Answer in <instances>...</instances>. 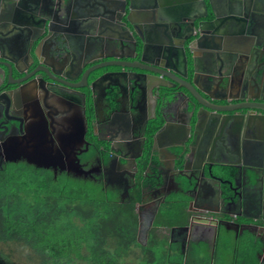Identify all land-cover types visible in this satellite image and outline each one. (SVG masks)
<instances>
[{"label": "flooded vegetation", "instance_id": "af4514ba", "mask_svg": "<svg viewBox=\"0 0 264 264\" xmlns=\"http://www.w3.org/2000/svg\"><path fill=\"white\" fill-rule=\"evenodd\" d=\"M126 1L0 0V168L28 163L23 158L6 161V150L15 141L25 144L29 131L44 123L54 147L66 155L71 153L70 159H77L89 173L82 178L112 192L120 203H130L139 190L141 201L135 206L138 240L147 239L161 208L181 191V182L192 187L197 183L198 191L192 193L191 187L186 194L193 196L187 207L193 215L188 224L158 227L156 231L163 236L170 231L169 241L179 243L183 251L193 243H205L213 249L216 237L211 230L216 228L217 235L219 227H224L220 222H229L228 227L236 228L231 230L236 237L247 232L258 243L257 264H264V111L255 110L246 117L243 110V118L233 115L236 111L221 116L204 110L194 135L195 113L191 111L201 106L188 90L170 81L167 87L147 89V78L153 76L147 71L150 67L140 63V39L151 43L152 20L141 23L133 11L128 21ZM152 1L153 6H159V1ZM195 1L196 14L190 12L177 26L168 23L167 28L156 29L166 44L159 49L163 53L160 62L167 63L165 57L171 51L185 50L186 66L183 63L177 68L212 105L234 108L243 104L241 98L263 104L264 37L254 43L256 38L249 33L254 30L255 16L264 15V0H257L261 10L257 8L254 17L248 16L251 9L245 8L247 14L233 13L234 19L226 17L225 21L221 17L216 25L217 14L210 20L206 9L210 0ZM145 3L149 7L150 2ZM131 4L134 8L135 0ZM244 16L246 21L236 29L247 34L234 38L238 50L229 43L228 50H220V35ZM202 21L213 23L203 24L204 30L194 28L193 23L197 26ZM208 26L217 31L210 34ZM199 36L204 42L197 40ZM209 36L210 44H205ZM205 46L209 48L205 50ZM152 52L147 50L150 60ZM238 59L250 68L245 75L241 76L235 63ZM203 65L210 73L208 80L200 77L198 69ZM225 69L233 73L234 83L245 76L247 85L242 84L239 92L218 88ZM79 113L85 130L83 139L75 140L71 135ZM158 119L164 122L150 141L148 135ZM174 122L180 130L185 128L182 139L174 138ZM183 143L185 150L178 155L176 148ZM241 145L248 153L245 162L225 157L234 156ZM59 172L66 171L58 169L55 175ZM212 182L227 185L228 190L215 191L208 187ZM258 184L260 190L256 189ZM125 190L128 196L123 198ZM229 197L239 203L226 205ZM190 221L193 226H189ZM213 221H218L217 226ZM206 225L209 232L202 231Z\"/></svg>", "mask_w": 264, "mask_h": 264}, {"label": "trees", "instance_id": "16d2710c", "mask_svg": "<svg viewBox=\"0 0 264 264\" xmlns=\"http://www.w3.org/2000/svg\"><path fill=\"white\" fill-rule=\"evenodd\" d=\"M187 53L191 61L188 49ZM163 122H153L150 141ZM181 184L141 244L135 213L139 190L130 203H120L112 192L88 179L66 172L55 175L26 162L9 163L0 168V243H21L33 252L34 264H257L260 246L247 232L236 237L219 227L213 249L193 243L183 251L179 243L156 231L188 224L186 194L192 186ZM0 264L17 263L0 251Z\"/></svg>", "mask_w": 264, "mask_h": 264}, {"label": "water", "instance_id": "95a60500", "mask_svg": "<svg viewBox=\"0 0 264 264\" xmlns=\"http://www.w3.org/2000/svg\"><path fill=\"white\" fill-rule=\"evenodd\" d=\"M131 1L132 0H128V2L126 1V7L128 9V16H127L128 21L130 19L129 16H131V14L133 13V9H134L132 7ZM158 1H159V6L156 7V6H153L152 0H148V2H150L149 8H151L149 10L152 11V15H153V16H151L152 19H150V22L152 20V24H151L152 29L150 30V38L151 39H149V40H151V43L149 44L143 38L140 39L141 43H142L140 63L144 64L145 66L150 67L149 69H147V71L150 72L153 76V77L147 78V82H149V84L147 83L148 84L147 89H151V86H153L154 88L165 87V86L167 87L166 83H168L170 81V82L175 83L174 85L178 84L179 86L184 87L186 90H188V92L191 93V95H193L195 97L198 104L201 106L200 109L196 110V108L194 107L191 111V113H195L194 114V120L192 121L193 125L191 126L189 124V126H191V129H193V130L194 129L196 130L197 127L200 126L201 123H199L198 121L200 118L203 117L202 111H204V110L208 111L209 113H212V115H219L220 114L221 116L223 114H231L232 112L236 111L237 113H234L233 115L240 114L243 118H244V114H242L243 110L246 111V113H245L246 117L250 113L255 112V110L264 111V103L261 105H257L255 103H249L246 100V98H241L243 104L236 106L234 108L217 107L215 105H212L210 103V101H208L206 98H204L202 96V94L200 93L201 89H199L195 84H191V83L187 82L186 76L183 75L180 68H177L178 65L179 66H184V65L186 66L185 50H182V51L179 50V51H177L176 54H174L173 51L170 50L171 53H170L169 57H168V55L165 57V61H167V63L160 62V56L163 53L159 52V49L161 48V46H162L161 49L165 48L166 44L161 39V37H160V35L156 29H158L159 26H163V27L167 28L168 23H175L177 26V24H180L181 22H183V20H186V16L189 15V13L191 12L192 9H194L195 7L197 8L198 4L195 2V0H192V2H194V3H192L193 5H191V3H189L188 5L182 4V2L179 0H154L155 3H158ZM187 1H191V0H187ZM224 1L227 2V7L229 8V11H228L229 16H225L223 18L224 21H225L226 17L234 19V16H233L234 8L236 9V13H239V12H242V10H244L245 8H250L252 11V10H254L255 7H257L259 5V2H257V0H224ZM170 2L174 3L173 6L169 5ZM126 7H125V9H126ZM256 12H258V11L255 8L254 13H256ZM246 18L247 17H245V19L241 18V20L236 19V21L231 23L230 28L225 30L226 33H223L222 35H220V37L217 41V43L219 44L218 48L220 50L221 49L222 50H228L229 49L228 43L230 44V41H232V40H231V37L228 39L229 36L227 37V35L230 33L238 32V29H236L237 26L239 25V23L241 21H243V22L246 21ZM202 22L203 23H200L197 26L195 23H193L194 28L199 27V29H201L204 27V26H202L203 24H205V26H207L206 23L212 25L211 23H213V22H214V25H216L217 23H220L221 20L217 16L213 22H211V21H202ZM210 27H212V26L207 27V31L210 34H213L214 32L217 31L216 28H214V27L210 28ZM132 28L138 35L137 28L134 25H132ZM126 29L130 32L129 28H126ZM205 29H206V27H205ZM203 30H204V28H203ZM130 34H131V32H130ZM202 37L203 36H199L197 38V40L199 42H204V40H202ZM209 38H210V36L207 38V40H206L207 43H205V44H210L208 42ZM233 40H235V39L233 38ZM232 43H234V42H232ZM121 44L123 45V43H121ZM235 44H236V41H235ZM183 46H185L184 42L181 43V47H183ZM147 50H151V51L154 50V52H152L153 58H151V60L149 59L150 56L147 54ZM183 57H184V60L182 61ZM183 63H184V65H183ZM145 70H146V68H145ZM247 72H248V70H247ZM229 81H231V79H229V78L224 79L223 78L222 80H220L217 87L222 88L225 91H228L230 89V87L233 85L232 84L233 82L232 81L229 82ZM152 90L153 89H151V91ZM209 99H211V98L209 97ZM78 115H79L78 116L79 118L77 121H75L77 123H75V126H74V132L75 133L71 135V138H73L75 140H77L79 138L83 139L84 130H85L84 129V123H83L82 117L80 116V113ZM166 125H168V124H165L163 126L164 130L165 129L167 130ZM174 128H175V129H173L174 138H176L178 140L182 139L183 138V132H184L185 128L181 129V130L179 129V126L174 127ZM238 129H240V128L238 127ZM195 130L192 131V133L194 135H197V132ZM46 132L47 131L45 130V126L43 123L39 127H36V129L33 128V130L29 131V135H27V137L25 139V144L18 143V141L11 143L9 145L8 149L6 150V153H7L6 161L16 162L17 160H20L21 158H23L29 164H32L37 168L52 169L54 171V174L56 173V171L58 169H60V171H66L68 173H72L76 177H82V176L86 177L87 174H89V173L81 168L79 163H77V161H76L77 159L73 158L71 160L70 159L71 153H70V155L69 154L66 155L62 150L55 148L52 138ZM188 132H190V131H188ZM240 133H241V131H240ZM186 141H188V139ZM179 146L183 149V147L185 146V143L180 144ZM184 150L185 149H183V151ZM191 151H192V149H191ZM239 151L240 152L237 151V155L242 156L243 159L241 158V160H243L245 162L246 158H248V155H246L247 154L246 152H245L246 154L244 153L243 146H242V150L239 147ZM217 181H219V180H217ZM197 187H198V184L196 183L195 186L192 187V190H191L192 193L198 191V190H196ZM192 193L190 194V197H193ZM236 195L238 197L240 196L238 193ZM122 196H123V198L128 196L127 190H125V193ZM227 201L228 202L226 203V205H235V204L239 203V201L236 202L233 198H230V197L227 198ZM189 206H190V204H189ZM213 222H215L216 226H217L218 221H213ZM220 223L226 229L236 230V228L228 227L229 222L221 221ZM189 226H193L192 221H190ZM202 231L203 232L204 231L209 232L210 228L206 227ZM211 232H212V235H214L213 238H215L216 237V228L211 230ZM214 240L212 241V245H214V242H215Z\"/></svg>", "mask_w": 264, "mask_h": 264}, {"label": "crops", "instance_id": "0c3cea01", "mask_svg": "<svg viewBox=\"0 0 264 264\" xmlns=\"http://www.w3.org/2000/svg\"><path fill=\"white\" fill-rule=\"evenodd\" d=\"M208 1V0H207ZM145 2H148L147 0H135V4L136 5H134V9H133V11H135L136 12V14H137V16H138V18H139V20H140V22L141 23H145V22H150V19H152L151 18V10H149V7L146 5V3ZM196 3H197V1H195ZM189 3H191V5H193L192 3H194V2H192V0L191 1H187V0H183L182 1V4H189ZM207 10L209 11V14H211V16H210V20L211 19H214L215 18V16H216V14H217V16L219 17V18H221V17H225V16H227L229 13H228V11H229V8L227 7V2H225L224 0H211V2L210 1H208L207 2ZM198 8V7H197ZM197 8L195 7L194 9H192L191 10V12H193V14H196V12H197ZM256 9L258 8L259 10H261L260 8H259V5L257 6V7H255ZM255 8H254V10H255ZM261 8H263V5L261 6ZM254 10H250L249 12H248V16H250L251 18L252 17H254L255 16V14L253 13L254 12ZM233 12L235 13L234 15L236 16V9L234 8V10H233ZM242 12H244V13H246L247 14V11H246V9H244V10H242ZM229 16V15H228ZM253 22H254V32L252 31V33H249L250 34V36L251 37H255L256 39H254V43H256V41L259 39V38H263L264 37V15H256L255 16V18L252 20ZM226 32V31H225ZM247 34V33H246ZM246 34H244V32L242 33V32H235V33H230V34H228L227 35V37L228 36H230L231 38H235V37H238L239 39H241V37L243 36V35H245L246 36ZM233 36V37H232ZM245 36H243V37H245ZM235 41V40H234ZM237 43H238V40H237ZM231 45H232V47H234L235 48V50H238V48H239V45L238 44H235V42L234 43H230ZM188 48V47H187ZM205 48V50L206 49H208L209 47H207V46H205L204 47ZM242 48V47H241ZM189 49V48H188ZM196 53V52H195ZM191 54V53H190ZM197 54V53H196ZM240 59V58H239ZM239 59L238 60H235V63L237 62V66H239L240 67V73H241V76L242 75H245V72H246V70H249L250 68L248 67V65L247 66H245V63L243 62V61H239ZM241 60H242V58H241ZM206 66H204L203 65V67H201L200 66V68L198 69V70H200V77H204V79H207L208 80V78H209V74L210 73H208V71L206 70V68H205ZM211 70V72H216V69H214V68H212V69H210ZM226 71H224L225 73H226V76H225V78H229V79H231V81L233 82L234 81V76H233V73L231 74L230 72H228V70L227 69H225ZM214 72V73H215ZM239 76H240V74H239ZM239 76H237V77H239ZM224 78V79H225ZM239 79H240V77H239ZM231 81H229V82H231ZM212 83H213V81H212ZM247 83H248V79H246L245 78V76L243 77V79L241 78L240 79V81H236V83H232L233 85L230 87L231 89H233L234 90V92H239L240 90H241V85L243 84V86H246L247 85ZM174 127H177L178 125H176L175 124V122H174ZM173 129H175V128H173ZM173 134H174V132H173ZM178 140V139H177ZM194 140V141H193ZM200 140H201V138H200ZM192 141V143H193V145H192V143H191V145H192V149H194V147L196 146V144H195V139H192L191 140ZM198 141V140H197ZM176 148V147H175ZM180 147H177L176 148V150L177 149H179ZM240 148H241V150H242V145L240 146ZM181 149V148H180ZM244 149V153L246 152V150H245V148H243ZM181 151V150H180ZM182 151H183V149H182ZM238 152H240L239 150H238ZM247 153V152H246ZM245 153V154H246ZM248 154V153H247ZM246 154V155H247ZM225 157H227L228 159L230 158L231 159V161H239V159H241L242 158V156H238L237 155V153H235L234 154V156H233V154H232V156L231 155H225ZM208 187H212L215 191H217V190H221L222 191V188H223V190H228V186L227 185H225V187L224 186H222V185H220V183H215V182H212L211 183V185H208ZM262 187V186H261ZM204 189V188H203ZM256 189H258V190H260V186H259V184L258 185H256ZM262 189L264 190V187H262ZM263 192V191H262ZM188 198H189V204H190V197L189 196H187ZM204 199V198H203ZM203 201H205V200H203ZM189 204H188V206H189ZM210 205V203H208V205L207 206H209ZM190 212V211H189ZM190 215H192V213L190 212V214H189V216ZM193 216V215H192ZM191 216V217H192ZM208 225H206L205 227H207ZM204 227V228H205ZM209 246V245H208ZM212 249V248H211Z\"/></svg>", "mask_w": 264, "mask_h": 264}, {"label": "rangeland", "instance_id": "374dc122", "mask_svg": "<svg viewBox=\"0 0 264 264\" xmlns=\"http://www.w3.org/2000/svg\"><path fill=\"white\" fill-rule=\"evenodd\" d=\"M164 236L169 238L170 231L164 233ZM145 241L146 240L143 237L139 239V242L141 244H144ZM0 251L9 254L17 264H34L33 261L35 260V257L33 255V252L28 248H26L21 243H17V242L0 243ZM138 254H139V250H135L133 256H137ZM133 256L130 257V260H132ZM126 261L128 262V259Z\"/></svg>", "mask_w": 264, "mask_h": 264}]
</instances>
